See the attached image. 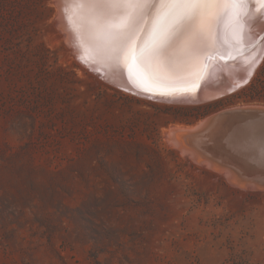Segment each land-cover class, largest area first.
Masks as SVG:
<instances>
[{
  "label": "rangeland",
  "instance_id": "1",
  "mask_svg": "<svg viewBox=\"0 0 264 264\" xmlns=\"http://www.w3.org/2000/svg\"><path fill=\"white\" fill-rule=\"evenodd\" d=\"M57 10L0 0V264H264V183L168 134L264 109V57L218 99L149 100L85 66Z\"/></svg>",
  "mask_w": 264,
  "mask_h": 264
},
{
  "label": "bare ground",
  "instance_id": "2",
  "mask_svg": "<svg viewBox=\"0 0 264 264\" xmlns=\"http://www.w3.org/2000/svg\"><path fill=\"white\" fill-rule=\"evenodd\" d=\"M56 4L76 57L108 82L149 100L218 99L247 84L264 57V0ZM212 116L194 127L198 132L170 128V141L183 155L223 168L232 182L264 183V109Z\"/></svg>",
  "mask_w": 264,
  "mask_h": 264
},
{
  "label": "water",
  "instance_id": "3",
  "mask_svg": "<svg viewBox=\"0 0 264 264\" xmlns=\"http://www.w3.org/2000/svg\"><path fill=\"white\" fill-rule=\"evenodd\" d=\"M203 102H204V101H202V102H199V103H203ZM199 103H198V104H199ZM212 118H213V116H212ZM184 130L193 131V130H194V128H191V129H184ZM184 130H183V131H184ZM196 131L198 132V131H199V128H198L197 130L195 129L193 132H196Z\"/></svg>",
  "mask_w": 264,
  "mask_h": 264
}]
</instances>
